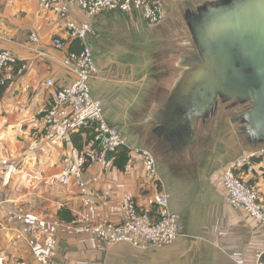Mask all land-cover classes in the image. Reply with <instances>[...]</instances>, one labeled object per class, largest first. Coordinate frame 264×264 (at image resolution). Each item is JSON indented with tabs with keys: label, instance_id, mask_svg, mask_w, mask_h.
Masks as SVG:
<instances>
[{
	"label": "crops",
	"instance_id": "0c3cea01",
	"mask_svg": "<svg viewBox=\"0 0 264 264\" xmlns=\"http://www.w3.org/2000/svg\"><path fill=\"white\" fill-rule=\"evenodd\" d=\"M207 1L214 0H167L166 17L159 24L162 48L145 61L138 53L126 54L128 59L119 58L125 52L117 50L126 46V40L137 48V38L128 30L137 27L134 15L138 14L119 13L127 20L124 26L118 13H101L94 20L98 36L86 41L95 58L101 52L109 54L97 64L99 76L90 81L92 96L103 101L105 94L114 95L117 88L125 97L119 98L117 106L112 105L118 114L114 109L104 110L108 122L120 131L129 147L160 149V153H153L162 187L170 197V208L180 217L181 235L171 246L142 249L126 243L105 245L61 226L53 264H250L264 246L263 229L245 212L233 208L226 190L219 185L221 175L234 159L221 154L217 158L219 168L212 174L199 168L195 172L184 166L175 168L178 156L188 151L170 150L158 134V113L185 70L190 54L191 34L182 21L181 7L186 2ZM69 17L78 23L88 19L75 5L69 8ZM56 19L53 13L42 11L37 0H0V48L27 64L25 74L5 87L0 96V264H15L20 259L37 264L28 240L42 247L53 225L70 223L86 211L76 181L60 179L62 171L72 167L79 156L80 149L74 143L79 134H75L73 146L47 142L42 146L45 150L32 149L34 136L43 132L46 108L60 88L76 79L63 66L74 40ZM32 35L39 41L33 43ZM55 38L63 39L64 49L54 48ZM48 79L53 81L52 86L46 84ZM128 85H137V94L127 102ZM135 106L137 118L132 119V131L137 146L129 144L132 139L126 137L128 130L125 136L123 133L130 118L126 113ZM78 143L83 150L89 145L87 136H78ZM252 148L248 146L242 155ZM163 168L173 173L169 185L163 181ZM238 174L259 189L264 199L262 171ZM84 179L100 220L117 224L123 220L129 203L148 208L147 199L156 192L138 155H130L125 171L113 164L89 165Z\"/></svg>",
	"mask_w": 264,
	"mask_h": 264
},
{
	"label": "built area",
	"instance_id": "2783aa9c",
	"mask_svg": "<svg viewBox=\"0 0 264 264\" xmlns=\"http://www.w3.org/2000/svg\"><path fill=\"white\" fill-rule=\"evenodd\" d=\"M42 11L51 12L73 40L82 45L80 53L69 52L63 60L64 68L72 73L75 82L58 90L44 113V129L34 136V147L41 148L47 142L73 146L75 134L88 131L91 138L72 164L62 171L60 179H74L81 190L86 211L78 219L65 224L57 223L49 231L42 247L29 239V246L35 251L37 264H53L58 252V232L63 226L77 235L91 236L105 245L116 243L130 244L136 248H164L171 246L181 235L180 217L170 208V197L162 187L157 168V159L149 148H131L123 139L120 131L111 125L104 115L103 103L92 96L90 81L100 74L95 56L86 41L97 37L94 20L103 12L138 14L149 25L164 22L167 0H37ZM75 5L87 16V21L78 23L69 17V8ZM33 43L38 42L36 35L31 36ZM56 50L65 48L62 38H55ZM27 64L21 62L12 52L0 48V86L7 87L23 76ZM48 86L53 81H46ZM86 135V134H85ZM126 148L130 155L140 156L144 171L156 192L147 199L148 208H139L129 203L127 212L120 223L100 220L97 206L84 179L85 170L93 164H112L118 152ZM250 174L264 173V145L252 148L248 153L236 158L223 172L219 185L226 190L230 205L245 212L259 224L264 231V199L257 188L239 172ZM20 238L23 237L21 234ZM15 264H30L20 259ZM250 264H264V246Z\"/></svg>",
	"mask_w": 264,
	"mask_h": 264
},
{
	"label": "water",
	"instance_id": "95a60500",
	"mask_svg": "<svg viewBox=\"0 0 264 264\" xmlns=\"http://www.w3.org/2000/svg\"><path fill=\"white\" fill-rule=\"evenodd\" d=\"M197 53L159 111L158 134L172 151L187 152L197 123L249 104L237 121L264 145V0L207 1L185 15Z\"/></svg>",
	"mask_w": 264,
	"mask_h": 264
},
{
	"label": "rangeland",
	"instance_id": "374dc122",
	"mask_svg": "<svg viewBox=\"0 0 264 264\" xmlns=\"http://www.w3.org/2000/svg\"><path fill=\"white\" fill-rule=\"evenodd\" d=\"M203 3L200 4H198L197 2L183 3V7H181V18L184 24H186L184 18L185 11L190 9L196 12L197 7H199ZM134 17H137V27L133 25L132 28L130 27L131 30L128 31L129 34L132 35L135 39L137 38V48L135 46L136 44L135 43L133 44L131 40H126L127 42L126 46H122V48H117V50H121L122 52H125L120 54L119 58L127 57L126 59H128L129 58L128 56L138 53L140 56L144 57V61H145L146 59L150 58V54L162 48L161 47L162 38L159 32L161 31L160 30L161 27H159V25H155V26L149 25L140 15H134ZM126 21L127 20L125 19V16L119 14V22L122 25L126 26ZM190 39H191L190 44L191 43L193 44L191 36ZM111 53L113 55L116 54V52H111ZM128 53L129 55L127 56L126 54ZM167 54H169V52H166V55ZM107 56H109L107 52H101V54H96L95 59L97 60V64L99 65L102 64L103 60ZM169 73L170 72H168V74ZM128 86L130 88H127L128 91L125 93L127 97H129L127 102L129 101V99H133L134 95L137 94V85L133 87L131 85ZM114 92H115L114 95L105 94L103 96V101H104V103L102 101L103 110H105L106 112H111V110L114 109L113 111L116 114H118L117 108L115 107L112 108V105L117 106L119 98L123 97L124 100L125 97L122 94H119V92H122V90L120 91L117 88H115ZM227 106L221 105L219 107L218 116L213 120L207 122L205 126L201 122L198 123L197 125L198 129L196 132L198 136L197 137L198 140L196 141V143H193L196 144L194 145L195 147H193V149L191 150L190 147L186 155L178 156V162L175 163L174 165L175 168L184 166L186 169H189L190 172L191 171L195 172V170L199 168L201 170H205V172L207 173L212 174L219 168L217 167L218 165L217 158L221 157V154H223L225 158L231 157L235 160L246 151V148L249 145L248 142L240 136L239 138L237 137L238 135L237 124L231 122V119L234 118L237 112L241 110V108L243 107L239 106L226 110ZM126 116L130 118L126 120V123L128 124L125 125L126 127L125 132L123 131V133H125L124 136L126 135V131L128 130L126 137L132 139L131 141L130 140L128 141L129 144L137 146V141L134 140L133 138L134 135L132 131L134 130L133 126L135 122V120L132 119L137 118L136 106L130 112H127ZM151 150L155 153H160L159 148L156 149L152 148ZM162 178L163 181L169 185L172 183L173 173L170 172L169 169L163 168ZM257 191L259 190L257 189Z\"/></svg>",
	"mask_w": 264,
	"mask_h": 264
},
{
	"label": "flooded vegetation",
	"instance_id": "af4514ba",
	"mask_svg": "<svg viewBox=\"0 0 264 264\" xmlns=\"http://www.w3.org/2000/svg\"><path fill=\"white\" fill-rule=\"evenodd\" d=\"M198 8V7H197ZM190 9H188V10H186L185 11V13H184V18H185V15L187 14V12L189 11ZM192 11V10H191ZM196 12H197V9H196ZM192 37V36H191ZM192 41H193V39H192ZM195 54H198L197 53V49H196V46H195V44H194V42H193V44L191 43L190 44V54H189V56L188 57H186V59L187 60H189V59H192L194 56H196ZM229 104L230 103H222V102H220V104H219V107L221 106V105H223V106H227V108H226V110H229L230 108H229ZM239 106H241V107H243V108H241V110H239L238 112H237V114H236V116L234 117V118H232L231 119V122L232 123H234V124H237V131H238V135H237V137L239 138V136L240 137H242V138H244L247 142H248V146H251V147H258V146H260V145H258V144H256L257 142L255 141V139L253 138V137H251V136H249L248 134H246L245 133V131L243 130V126L240 124V122L239 121H237V118L241 115V114H243L246 110H248L249 109V104H244V105H239ZM239 106H237V107H239ZM219 107H218V109H217V112L214 114V115H212L209 119H207L206 121H204V122H202V121H199V122H201L204 126L207 124V122H209V121H211V120H213L214 118H216L217 116H218V112H219ZM234 108V107H233ZM198 122V123H199ZM198 123H197V125H198ZM197 129H198V126H197ZM197 129H196V132H197Z\"/></svg>",
	"mask_w": 264,
	"mask_h": 264
},
{
	"label": "trees",
	"instance_id": "16d2710c",
	"mask_svg": "<svg viewBox=\"0 0 264 264\" xmlns=\"http://www.w3.org/2000/svg\"><path fill=\"white\" fill-rule=\"evenodd\" d=\"M81 51H82L81 42L79 40H74V42L71 45L70 52L80 53ZM4 89H5V87L0 86V96L3 93ZM78 134H79L78 135L79 137H82V134H86L87 143L90 142L91 138L89 137L88 131H82V132H79ZM78 136H77V139L75 138L74 143H75L76 147L80 149V152H81L82 146H80V144L78 143ZM114 158L115 159L112 162L113 166L116 167L120 171H125L127 169V165L129 163V160H130L129 150L126 148L121 149L118 152V154H116V156Z\"/></svg>",
	"mask_w": 264,
	"mask_h": 264
}]
</instances>
